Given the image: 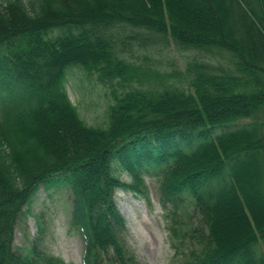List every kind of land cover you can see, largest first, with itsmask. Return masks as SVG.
I'll return each instance as SVG.
<instances>
[{
  "label": "trees",
  "instance_id": "trees-1",
  "mask_svg": "<svg viewBox=\"0 0 264 264\" xmlns=\"http://www.w3.org/2000/svg\"><path fill=\"white\" fill-rule=\"evenodd\" d=\"M171 40L199 53L188 84L122 56ZM73 67L112 87L102 125L72 100ZM147 176L170 264H264V0H0V264H66L15 244L42 186L67 190L83 264H139L116 192L150 200Z\"/></svg>",
  "mask_w": 264,
  "mask_h": 264
},
{
  "label": "rangeland",
  "instance_id": "rangeland-1",
  "mask_svg": "<svg viewBox=\"0 0 264 264\" xmlns=\"http://www.w3.org/2000/svg\"><path fill=\"white\" fill-rule=\"evenodd\" d=\"M119 31L122 30L119 28ZM129 51L125 50L122 56L136 66H144L143 68L160 74L172 72V76L167 79V85L188 84L186 64L199 55L196 51L179 50L172 40L167 48L152 46L147 50ZM204 58L216 65L226 66L230 61L228 54L220 56L216 53ZM176 73L180 76L175 77ZM66 78V86L81 117L89 125H102L109 107L114 104L110 93L112 87L99 82L97 76H88L87 72L75 67L68 69ZM158 83L159 81L151 80L144 86L156 87ZM116 89L123 90L119 85H116ZM222 130L223 128H218L215 133L219 134ZM123 179L129 181L130 176L124 174ZM146 182L150 200L141 196L135 197L132 192L122 189L116 192L118 208L127 222L124 240L139 264H170L175 252L171 246L170 221L166 217L168 212L159 200V180L147 176ZM190 203L191 197L186 195L185 205L188 213L192 212V207L188 206ZM25 211L26 215L16 233L17 246H29L28 238L31 242H36L41 249L63 258L66 264H83V240L70 225L71 201L67 190H47L42 186L34 197L30 211L28 207ZM39 222L43 225V231L39 229Z\"/></svg>",
  "mask_w": 264,
  "mask_h": 264
}]
</instances>
